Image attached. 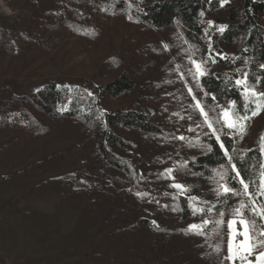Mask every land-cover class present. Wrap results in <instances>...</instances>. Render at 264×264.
Here are the masks:
<instances>
[{
    "label": "rangeland",
    "instance_id": "374dc122",
    "mask_svg": "<svg viewBox=\"0 0 264 264\" xmlns=\"http://www.w3.org/2000/svg\"><path fill=\"white\" fill-rule=\"evenodd\" d=\"M60 2L0 0V106L51 81L90 94L92 86L105 85L137 61L140 50L145 58L135 76L137 90L107 97L103 107L135 103L138 87L146 84L153 85L152 103L179 107V114L184 103L195 106L190 87L203 103L200 79L189 72L190 58L199 59L176 24L157 30L131 17L107 19L94 11L97 35L87 38L65 23L49 24L60 11L87 8L74 0ZM115 57L120 63L112 65ZM17 114L0 115V264H148L145 241L154 236L135 222L156 204L134 199L128 187L106 185L95 136L81 123L45 119L34 132ZM209 115L218 129L216 116ZM198 116V129L211 132ZM263 120L261 111L250 134ZM121 134L141 139L131 131ZM227 239L228 229L225 255Z\"/></svg>",
    "mask_w": 264,
    "mask_h": 264
},
{
    "label": "trees",
    "instance_id": "16d2710c",
    "mask_svg": "<svg viewBox=\"0 0 264 264\" xmlns=\"http://www.w3.org/2000/svg\"><path fill=\"white\" fill-rule=\"evenodd\" d=\"M74 2L89 9L60 11L55 18L56 23L49 24L65 23L70 30L87 38L97 35L92 20L95 19L94 11L107 19L131 17L157 30L176 24L199 61L209 60L210 57L215 60L204 64L208 74L199 83L203 94L209 93L204 95L203 104L207 109L215 108L210 112L216 118L220 111L216 108L217 104L227 107L235 101L236 106L243 110L245 99L234 84L236 78L246 72L249 83L257 77L264 79V70L260 68L264 64V0ZM210 21L213 23L210 24ZM220 26L226 27L220 31ZM150 50L155 54L159 48L155 50L152 46ZM143 53V50L138 51L140 58L129 62L113 80L101 87L92 86L91 95L83 87H68L51 81L31 96L16 97L6 106H0V115L18 113L17 116L28 122L27 127L34 132L42 130L45 119L65 118L81 123L94 134L104 167L100 174L106 185L110 188L117 185L121 189L128 187L134 199L156 204L152 213H146L135 222L137 227L154 236L145 241V246L149 247L148 264H222L226 253L227 225L221 233L222 242L211 225L205 229V235L189 231V225L199 224L204 218H215L217 212L206 216L194 215L192 203L186 196L178 195L171 187L166 171L161 170L162 165L173 169L172 175L177 182L191 190L188 195L208 202L200 203L199 207L207 208L215 204L218 210L225 212V221L231 218L228 214L238 206L239 201L246 199L231 197L225 204L223 198L218 199L215 195L216 172L227 170L229 175L234 174L212 133L195 126L199 116L194 104L189 101L184 103L180 114L177 111L179 107L175 109L165 103L154 104L149 100V90L153 89V85L146 84L138 87L139 97L135 103L112 110L103 107L107 97L137 90L135 76L142 68ZM120 60L115 57L111 63L117 65ZM257 88L264 91V83L258 84ZM212 95L216 98L214 101ZM256 117H252L243 136L227 129L219 133L225 147L230 150L232 162L248 180H258L260 166L264 164V156L258 150L260 137L264 136V120L250 134V125ZM191 124L194 125L191 127ZM218 127L221 129L220 123ZM190 128L193 131H189ZM121 131H131L141 139L131 141ZM181 136L185 139H178ZM208 145L212 146L211 151L207 150ZM231 183L240 188L238 181ZM250 191H256L255 184L250 185ZM217 243H221L220 253L214 251Z\"/></svg>",
    "mask_w": 264,
    "mask_h": 264
},
{
    "label": "snow or ice",
    "instance_id": "6c2138e0",
    "mask_svg": "<svg viewBox=\"0 0 264 264\" xmlns=\"http://www.w3.org/2000/svg\"><path fill=\"white\" fill-rule=\"evenodd\" d=\"M221 6H223V3ZM209 23L213 22L210 21ZM224 27L226 26H220V31H223ZM217 55L220 54L217 53ZM190 62L192 68L189 69V72L192 73L195 79L199 80L208 74L203 65L208 62H215V60L211 57L209 60L204 61H196L190 58ZM260 68L264 70V64H261ZM260 83H264V79L259 77L254 78L253 83H249V74L246 72L234 80V84L244 96L245 104L243 110L236 106L235 101L230 102L227 107L216 105V108L220 109L217 114V122L221 124V129H217L214 126L212 117L209 115V112L215 111V108L206 110L205 105L197 98L193 89L191 87L188 88L189 94L195 101V108L203 117L204 124L211 130L215 140L219 143V147L223 150L224 156L231 167V172L234 174L229 175L227 170H218L216 172L218 179H216L215 195L218 199L223 198L225 204L228 198L231 197L242 196L246 198L240 200L238 206L234 207L228 214L231 217L230 219L225 221V212L218 210L215 204L207 208L199 207L200 203L207 204L208 202L199 201L198 197L188 195L191 190L176 181V177L172 175L173 169H166L167 178L173 181L171 187L177 190L178 195L186 196L192 203L194 215L199 213L202 216H206L214 211L217 212L215 218H204L199 224L189 225V231L194 232L196 235H205V229L211 225L213 226L214 234L220 236L222 242L223 236L221 233L224 225H227V255L223 257V261H227L228 264H264V164L260 166L258 180H248L242 175L241 169L237 167V164L232 162L233 157L229 154L230 150L225 147V143L219 134L222 129H227L243 136L252 117L264 111V91H258L257 88ZM197 87H200V85L198 84ZM204 95L208 96L209 93L204 92ZM211 98L213 101L216 99L214 95ZM199 126L197 125V127ZM189 131H193V129L190 128ZM225 135H227V132H225ZM178 139L183 140L185 138L181 136ZM207 150L211 151L212 146L208 145ZM258 150L264 156V136L260 137ZM233 180L238 181L240 188H236L231 183ZM253 184L256 185L255 192L250 191V185ZM214 251L216 253L222 251L221 243L215 244Z\"/></svg>",
    "mask_w": 264,
    "mask_h": 264
}]
</instances>
